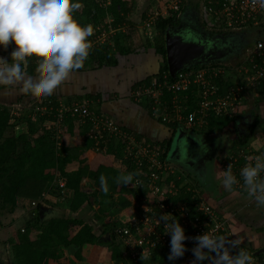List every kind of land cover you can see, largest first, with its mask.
<instances>
[{"label":"built area","instance_id":"1","mask_svg":"<svg viewBox=\"0 0 264 264\" xmlns=\"http://www.w3.org/2000/svg\"><path fill=\"white\" fill-rule=\"evenodd\" d=\"M109 1L102 4L108 5ZM187 1L161 0L162 7L155 8L152 14L154 18L170 16ZM201 13L205 30L215 33L249 30L253 40L233 64L214 60L187 66L171 81L167 78L170 76L168 70L162 71L132 89L134 101L145 104L154 119L177 124V129H200L211 117H232L241 112L249 96H255L252 89L262 86L264 93V0H202ZM87 39L93 48L109 39V30L97 25ZM30 109L35 116L44 118L43 122L53 133L56 148L61 146L63 119L68 114L83 124L84 135L91 140L94 151L105 152L110 146L119 147L118 162L132 164L137 170L139 175L130 184L139 192L137 200L130 205V213L124 216L123 224L112 231L124 246L123 256L169 255L170 234L164 232V222L158 221L159 215L164 213H171L189 237L184 241V255L173 261L175 264H191L194 259L191 249L196 244L192 238L206 231L224 236L228 241L238 240L226 218L205 200L196 184L177 173L176 166L160 144L136 138L114 118L90 109L86 102L70 103L62 98L52 102L43 98L31 104ZM258 156L264 158V152L244 146L221 159L223 170L232 166L238 180L234 188L246 195L240 169L246 164H254ZM260 175L264 177V172ZM55 183L62 193L64 178L58 175ZM184 194L193 201L190 206L180 198ZM226 246L232 255L243 248L240 242L236 247ZM248 253L253 257V264H262L253 252ZM199 264H210V260Z\"/></svg>","mask_w":264,"mask_h":264},{"label":"trees","instance_id":"2","mask_svg":"<svg viewBox=\"0 0 264 264\" xmlns=\"http://www.w3.org/2000/svg\"><path fill=\"white\" fill-rule=\"evenodd\" d=\"M104 1L79 0L81 7L73 13L74 19L81 25H92L93 29L107 17H113L115 24L124 22L126 15L131 10L129 2L127 0H110L108 5H103ZM184 5L182 4L172 15L160 17L156 22L157 34L152 39V45L155 52L161 57V63L158 72L148 76L143 81H148L158 73L167 71L164 32L166 28H171L179 22V14L183 10ZM14 47L15 45L10 42L7 48L11 50ZM96 50L90 48L88 58L94 57L97 64L112 65L116 62L114 56L106 52L107 46H102ZM117 50L123 53L133 51L127 43L117 47ZM41 59V57L36 56L26 58V61L22 63V71L29 75H40L36 68ZM215 61L218 62L220 60ZM211 62H214V60ZM83 64L86 65V63ZM167 78L169 81L172 80L171 76H167ZM139 84V82L136 83V86ZM20 88L21 84L11 87L0 86V92L15 91L17 95L21 94L17 101L27 100L28 98L27 104H33L37 100L44 98L38 96L29 97L32 93L23 92ZM252 91L255 93L253 101L259 105V103L264 101L263 87H256ZM46 99H50L52 102L57 101V98H53V96ZM238 116L240 115L211 117L205 127L191 129V131L207 135L212 129L223 130L228 123H233L234 125V120ZM63 120V137L61 138V146L58 149L56 148L55 138L51 129L41 125L43 130L41 132L37 130L38 126L44 121L43 117H37V120L33 122L26 119L28 131L30 133L38 132L35 138L28 137V134L24 131L15 135H5L6 129L10 126V116L9 112L0 106V180L2 183L0 186V210L11 212L24 199L29 202L28 205H32L30 200L36 198L38 192L54 179L56 171H60L66 178L64 188H67V197L69 198L68 211L42 221L39 220V204H37L32 217L25 223L23 231L19 229L12 233L9 247L14 262L16 264H61L60 255L56 250L59 246L67 247L69 245L75 247L74 257L80 260L83 249L86 245H89L91 248L87 260L96 263L102 253L104 243H107L110 251L104 260H112L114 264L120 258L126 264H175L173 261L168 260V255L165 253H153L150 257L143 259L138 255L134 257L130 255L123 256L124 246L112 232L115 227L123 224V220L119 221L114 218L111 221L108 220L106 223L109 226L105 223H102L103 225L93 223V221L98 222L101 217L104 219L103 214L113 205L122 206V209L124 208L125 210L124 214L125 212L127 214L130 213L129 207L137 200L138 190L132 188L130 184L125 186L116 183V181L112 182L111 176L116 172H119L120 175L128 172L137 173V170L132 164H126L122 169L119 166L117 167V164L115 165L113 158L119 155L120 148L114 146L108 147L105 152L95 151L96 155L87 162L85 150L83 149L92 146L91 140L84 136L83 129L80 130L78 128L75 122L78 119L66 114ZM260 120L261 118L258 115H253L251 122L246 126L245 134L239 135L235 131V141L246 145L254 134ZM158 122L167 125L170 129L169 136L162 141L147 139L146 141L160 144L164 147L165 154H167L178 125ZM119 125L121 124L119 123ZM121 126L125 128V126ZM125 129L128 130L127 128ZM72 162L77 163L76 168L70 172L66 171V166ZM101 175L104 176L105 184L108 188L106 193L98 186L100 185L99 178ZM85 180L90 181L94 185L90 191L84 185ZM54 184L60 189L56 183ZM114 193L118 194L116 198H113ZM90 197L93 198V203L90 202ZM180 198L185 200L188 206L193 202L186 194L181 195ZM105 203L106 205H104ZM83 205L92 210L93 220L77 214V211ZM105 233L109 234V240L106 242L104 240L108 238L103 237ZM248 252H253L258 262L264 264V252L258 254L254 250H248Z\"/></svg>","mask_w":264,"mask_h":264},{"label":"crops","instance_id":"3","mask_svg":"<svg viewBox=\"0 0 264 264\" xmlns=\"http://www.w3.org/2000/svg\"><path fill=\"white\" fill-rule=\"evenodd\" d=\"M129 1L131 10L128 15H126L124 22L115 24L113 17H107L103 20V22L97 24L98 26H102L105 30H109V39L106 40L105 43L103 42L92 49L96 50L100 49L102 46H107L106 52H109V55L114 56L116 60L115 63L112 65L97 64L94 57H89L87 58L88 60L84 61L86 65L83 64L81 68L72 71L68 78L54 90L53 94L41 96L32 93L29 97L38 96L41 98H48L53 96V98H57L56 100L62 98L65 102L70 103L80 104L86 102L88 103L90 109L105 113L114 118L118 123L125 126V128H127L136 138L151 141H162L169 136L170 129L167 125L159 123L152 118L145 104L134 101L131 96L132 89L136 86V83L139 82L140 84H143L147 82L143 80L148 76L157 73L159 70L161 57L155 52L152 45V39L157 34V28L154 29L156 31L155 33L150 31L149 28V24L151 23L156 25L159 18L150 19L151 17H149V19H147L146 17L147 15L152 14L155 8H159L158 5H160L161 0ZM200 6H202V0H188L184 5L183 10L180 12L179 22L175 26L177 27L181 22V24L186 23L191 27H200L205 30L204 22L201 19L202 13ZM175 26L173 27L176 28ZM237 33L238 35H249L250 31L243 30L238 31ZM252 33L254 34V32ZM126 43L131 49H133V51L124 53L119 52L117 47ZM13 49L14 48L9 50V48L1 47L0 58L4 57V60L11 64L12 61L10 53ZM3 65V61H0V67ZM25 76L26 78L27 76H31L33 79H36L39 75L25 74ZM20 96L21 94L17 95L15 91L12 90L0 92V106L8 111L10 116V126L6 129V131L9 129L13 130L19 128L20 131H17L14 134L12 133L11 135L24 131L30 138H35L37 134L30 133L28 131L27 122L24 123L26 130H23L20 125L14 122V114L16 111L13 110L15 107L16 110L18 108L26 107L29 111L27 113V118H29L32 122L35 117L37 118V116H35L30 109L31 103L27 104L28 98L27 100L22 99L17 101ZM259 106L260 110L257 112L256 110H253V107H251L247 113L246 111L241 110L239 113L240 116L234 120V125L233 123H228L223 130L212 129L208 132L211 133L216 131L214 134H217L214 135V137L221 136V138L224 139V144H222L224 148H216L215 146L213 147L212 144L211 147H213V149L211 152L214 151L213 156L210 154L211 152L206 151V157H203V159L200 160V166L197 170H193V168L190 167H184V169L176 167L177 173L183 175L184 178L186 176L189 180L193 181L202 192L205 200L211 204L221 214V216L226 218L227 225H230V222L233 221L238 223V228L244 229L245 234H248V236L255 234V237L258 238L256 241L257 245L251 246L244 242L245 239L243 236L236 234L232 231L231 227L228 226L243 248L254 251L264 247V207L257 206L256 201L250 200L245 193L236 190L234 186L230 191L225 189L222 184L224 170L222 168L221 159L233 150H237V148L244 146H250L252 149L255 148L258 151L263 150L264 152V140H261V138H257L258 140L254 138L251 141V137L246 145L235 141L234 138L235 131H238L244 118H248L250 122L253 115H258L260 118L264 119V101L259 103ZM10 109L13 113L9 111ZM75 122L80 130L84 128L83 124L80 123V120H75ZM41 125L48 128L45 122H42ZM63 129L64 123L62 127V137L64 131ZM182 129L185 134H188L189 137L192 138L193 145L199 144L200 146L206 143L207 146H210L207 143V139L209 138L208 135H202L196 131H191V129ZM246 130L247 129L245 127V132ZM6 131L5 135H8L6 134ZM232 140L233 142L231 143ZM220 149L221 151H223V149H229V152L227 151V154L224 152L220 154L218 152ZM83 150H85L87 162L93 159L96 155L92 146H90V148H84ZM119 157L120 153L116 158H113L115 160V165L118 163ZM74 163L76 162L69 163L65 170L70 172L72 169H75L77 163L75 166L73 165ZM210 163L212 164L209 168L208 165H210ZM55 174L54 179L38 192L36 198L30 200L35 201L34 205H28L29 202L24 199V201L11 212L0 210V264H16L10 253L9 241L11 240L12 233L14 231L25 228L24 225L32 217V213L34 212V208L37 204L45 202L53 207L52 209L55 214L50 215L49 217H44L43 220L59 216L63 212L68 211L65 208L60 209V207L57 206V203H59V197L55 198V195L58 193L50 190L53 189L51 185L55 183L58 175L63 177L66 182L65 176H63L60 171H56ZM62 193L67 195V188H64ZM88 211L89 208L86 205H83L77 211V214L88 217L90 214ZM121 214L122 213H119V216ZM122 218H124V215ZM93 222L97 224L96 221ZM108 240L109 239L104 241L106 242ZM90 248L91 247L89 245L85 246L80 260H77L74 257L75 247L73 245H69L67 247L59 246L56 252L60 255L59 260L61 261V264H99V260L96 263H92L87 260ZM111 261L112 260L107 261V263Z\"/></svg>","mask_w":264,"mask_h":264},{"label":"clouds","instance_id":"4","mask_svg":"<svg viewBox=\"0 0 264 264\" xmlns=\"http://www.w3.org/2000/svg\"><path fill=\"white\" fill-rule=\"evenodd\" d=\"M80 7L79 0H0V47L7 48L10 42L15 45L10 53L11 64L0 58L5 65L0 67V86L21 84L23 92L48 96L72 71L81 68L89 55L91 42L87 38L93 34V27L81 25L74 19L73 13ZM32 56L42 58L36 68L40 74L36 79L26 78L22 71V63ZM262 172L264 158L260 156L255 158L254 164H246L240 169L244 190L260 207H264ZM138 175L134 172L121 174L116 183L129 185ZM99 179L101 189L106 193L104 176ZM237 183L230 164L223 171L222 184L230 191ZM158 221L164 222V232L170 234L168 260L175 261L184 255V241L189 237L171 213L160 214ZM192 239L196 244L191 249L194 255L191 264L206 259L210 264H253L252 255L243 248L235 255L230 254L226 244L236 247L239 240L228 241L224 236L208 231Z\"/></svg>","mask_w":264,"mask_h":264},{"label":"rangeland","instance_id":"5","mask_svg":"<svg viewBox=\"0 0 264 264\" xmlns=\"http://www.w3.org/2000/svg\"><path fill=\"white\" fill-rule=\"evenodd\" d=\"M128 2H130L129 0H127ZM158 7H159V9L162 7V4L160 3V5H158ZM200 8H201V10H202V6H200ZM161 16H163V15H160L158 18H160ZM149 17H151L150 19H153L154 18V14H150V15H147V19H149ZM155 26V27H154ZM149 28H150V31H152V32H156L154 29L156 28V25H153V24H149ZM248 36H250L251 38H253V35L250 33ZM104 43L106 42V41H103ZM103 42H101V43H103ZM103 45H105V44H103ZM96 46V45H95ZM94 46V47H95ZM1 48V47H0ZM245 51V49L242 51V54H243V52ZM242 54H240V55H242ZM231 57V58H230ZM230 57L229 58H225V59H223L222 61L223 62H225V63H229V64H233L235 61H237V59H240V56L239 57H232L231 55H230ZM3 59H5L4 57H3ZM221 61V62H222ZM4 66V65H3ZM2 66V67H3ZM253 98L254 97H252V96H249L248 98H247V100L245 101V104H244V106H243V108H242V110L243 111H246V113L248 112V110L251 108V107H253V110H256V112L258 111V110H260V106L256 103V102H254L253 101ZM18 108V107H17ZM11 113H13L12 112V110L10 109L9 110ZM13 111H16L15 112V114H14V122H16L18 125H20V127H22V129L23 130H26L25 129V125H24V123L26 122V119H28L29 121H31L29 118H27V113L29 112L28 111V109L26 108V107H23V108H18L17 110H16V107L14 108V110ZM35 117V116H34ZM37 120V118L35 117V119H34V121H36ZM250 123V121L248 120V118H244L243 119V124H245V126H248V124ZM38 132L40 131H42L43 130V128H42V126H41V124L38 126ZM17 131H20L19 130V128L18 129H9V130H7L6 132V134H8V135H11L12 133L14 134V133H16ZM216 131H214V132H211V133H208L207 135H208V144L210 145V146H207L206 144H202V145H200L199 147H196V149L195 150H193V148H191V149H189V153L187 152V154H184V150H176V151H174L172 154H170V150L167 152V156H169V158L170 159H172L171 161L173 162V164L176 166V167H179V168H181V169H184V166H186L185 165V163H187L188 165H189V167L190 168H193V170H197L198 169V167L200 166V160H202L203 159V157H206L205 155H206V151H209V152H211V150L213 149V147L215 146L216 148H218V147H221V148H224V146L222 145V144H224V139L223 138H221V136H217V137H214V135H216V134H214ZM37 134V133H36ZM221 135V134H220ZM28 137H29V135H28ZM214 137V138H213ZM252 137V138H251ZM250 138H251V141L254 139V138H261V140H264V119H262L261 118V120H260V123H259V125H257V127L255 128V131H254V134L251 136ZM234 138H235V135H234ZM263 138V139H262ZM258 140V139H257ZM233 142V140L231 141V143ZM264 143V142H263ZM212 144H213V147H211L212 146ZM192 145V144H191ZM193 146V145H192ZM204 146V147H203ZM209 149H208V148ZM170 149H171V146H170ZM229 149H223V151H221V149L218 151L220 154H222L223 152L225 153V154H227L229 151H228ZM228 151V152H227ZM263 151V150H262ZM208 152V153H209ZM218 153V154H219ZM212 156H213V154H214V151H212L211 153H210ZM212 156H211V159H212ZM214 159V158H213ZM211 164L212 163H210V165H208L209 166V168L211 167ZM74 166L76 165V163H74L73 164ZM120 167L121 169L124 167V164L123 163H120V162H118L117 163V167ZM120 174H119V172H116V173H113L112 174V182H114V181H116V178L119 176ZM110 177V178H111ZM1 180H0V186H1ZM84 185L85 186H87L86 188H87V190H91L93 187H94V185H92V183L90 182V181H88V180H85V183H84ZM99 187H101V185H98ZM51 187L53 188V189H50L51 191H54L55 193H58V194H56L55 195V198H57V197H59V203H57V206L58 207H60V209H68V204H69V198L67 197V195H64L65 193H60L59 192V189L55 186V184H53V185H51ZM117 195L118 194H116V193H114L113 194V198H116L117 197ZM104 205H106V203L104 204ZM124 208L122 209V206H120V205H113L105 214H103V217H104V219H102V217L99 219V221L97 222V224L98 225H103L102 223H105L107 226H109V224L108 223H106V221H111L113 218L115 219V220H119V221H122L123 220V218H122V216L124 215H127V213L125 212V214H124ZM66 212V211H65ZM88 213H90L89 214V216L87 217V216H84L83 215V217H86V218H89V220H92V217H93V212L91 211V209L89 208V211H88ZM119 213H122L120 216H119ZM94 223V222H93ZM95 224V223H94ZM228 226L229 227H231V229H232V231L233 232H235L236 234H239V235H241V236H243V238L245 239L244 240V242H246V244H249V245H251V246H255V245H257L256 244V241H257V239L258 238H256L255 237V234H253V235H249L248 236V234H245V231H244V229H239L238 228V223H236V222H230V225L228 224ZM256 232V231H255ZM109 251H110V248L108 247V245H107V243H104V245H103V248H102V253H101V255H100V258H99V264H114L113 263V261H111V262H109V263H107V261L106 260H104V258L106 257V255L109 253ZM116 264H126V262H124L123 261V259H119L118 260V262H115ZM205 263V262H204ZM128 264V263H127Z\"/></svg>","mask_w":264,"mask_h":264},{"label":"water","instance_id":"6","mask_svg":"<svg viewBox=\"0 0 264 264\" xmlns=\"http://www.w3.org/2000/svg\"><path fill=\"white\" fill-rule=\"evenodd\" d=\"M181 25L180 22L176 28L168 27L164 32L165 61L168 73L172 78L176 76L178 71L187 66L207 63L211 58L214 60L213 56L206 57L205 50H208L206 52L212 50L216 44L215 37L204 39L200 34L193 35L189 31L181 30ZM191 142L193 140L188 134H185L182 129H177L172 138L170 154L179 149L184 150L183 152L187 154L186 151L189 150ZM89 199L93 203V198L90 197ZM52 208L47 203L41 202L39 204V220L42 221L44 217L54 215ZM103 237L109 239V234L105 233ZM261 252H264V247L255 253Z\"/></svg>","mask_w":264,"mask_h":264},{"label":"flooded vegetation","instance_id":"7","mask_svg":"<svg viewBox=\"0 0 264 264\" xmlns=\"http://www.w3.org/2000/svg\"><path fill=\"white\" fill-rule=\"evenodd\" d=\"M176 27V26H175ZM174 29V27H171ZM181 30L189 31L193 35H199L202 36L204 39L215 37L216 44L212 48L211 51L206 52L208 50H205L206 57H214V60H223L225 58H229L230 55L232 57H239L240 54H242V51L250 45L253 38L246 34H239L237 32L234 33H215V32H208L207 30H203L200 27H191L187 25L186 23H182ZM208 32V33H207ZM231 58V57H230ZM209 61H213L212 58ZM245 125L242 123L238 129V134L241 135L242 133L245 134ZM193 145V143L191 142ZM189 146V149L193 148V150L196 149V147H199V144L191 145ZM206 144V143H205ZM207 145V144H206ZM170 150V149H169ZM189 153L190 151L187 149L186 153ZM185 154V153H184ZM186 168H189V165L185 163Z\"/></svg>","mask_w":264,"mask_h":264}]
</instances>
